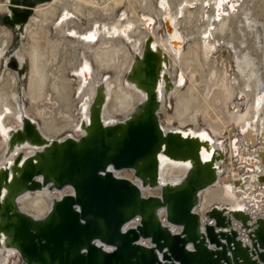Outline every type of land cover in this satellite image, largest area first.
Segmentation results:
<instances>
[{
  "label": "bare ground",
  "instance_id": "1",
  "mask_svg": "<svg viewBox=\"0 0 264 264\" xmlns=\"http://www.w3.org/2000/svg\"><path fill=\"white\" fill-rule=\"evenodd\" d=\"M10 6L31 14L22 28L0 25L2 171L17 175L28 158L42 151L25 145L4 159L9 136L23 128L24 117L36 122L47 139L78 141L87 134L89 107L100 90L104 127L130 118L147 96L128 81V73L136 55L152 57L144 53L150 39L163 60L157 95L164 130L195 139L202 163L226 140V161L222 168L215 162L218 179L200 192L195 213L204 217L213 208L227 209L228 214L243 211L251 216V225L264 223V165L249 166L239 158L240 153L255 155L242 145L240 131L252 125L264 136V0H43L32 7L0 0V14L10 13ZM20 29L21 45L9 51ZM10 55L19 68L26 67L23 79L7 67ZM28 63L25 89L21 85ZM168 104L175 105L174 114L167 112ZM158 159L155 187L143 185L131 169L114 175L130 179L144 197H161L163 186L181 183L195 165L191 158L174 160L160 154ZM72 193L70 187H42L21 195L17 205L22 213L41 220L56 200ZM158 217L167 225L163 209ZM138 224L139 218L128 227ZM240 226L234 221L236 229ZM0 264H24L15 249L6 247L3 234Z\"/></svg>",
  "mask_w": 264,
  "mask_h": 264
},
{
  "label": "water",
  "instance_id": "2",
  "mask_svg": "<svg viewBox=\"0 0 264 264\" xmlns=\"http://www.w3.org/2000/svg\"><path fill=\"white\" fill-rule=\"evenodd\" d=\"M7 1L32 7L43 0ZM9 12L2 22L11 28H22L31 14L11 6ZM21 30L16 32L17 42L23 36ZM144 53L154 57L156 64L147 55L135 56L127 79L147 99L130 118L104 127L100 114L105 98L97 90L89 107L87 134L80 140L47 139L28 117L23 118V128L9 136L5 160L25 145L42 149L25 161L17 175L0 169V235H5L6 247L15 249L24 264H264L263 222L251 225V216L243 211L228 214L227 209L213 208L204 217L195 213L200 192L218 179L215 162L222 168L226 161V140L210 161L202 163L201 146L195 139L164 130L157 95L162 56L150 39ZM10 56L7 67L23 79L26 67L19 68ZM240 132L242 145L255 153H240V161L264 165V136L252 125ZM160 154L195 161L181 183L162 187L161 197H144L130 179L114 175V171L131 169L143 185L155 187ZM42 187H70L73 193L56 200L48 215L36 220L19 210L17 199ZM160 209L165 211L167 225L158 217ZM137 218L139 224L128 229ZM233 220L241 223L239 229ZM171 226L179 232L173 233Z\"/></svg>",
  "mask_w": 264,
  "mask_h": 264
},
{
  "label": "rangeland",
  "instance_id": "3",
  "mask_svg": "<svg viewBox=\"0 0 264 264\" xmlns=\"http://www.w3.org/2000/svg\"><path fill=\"white\" fill-rule=\"evenodd\" d=\"M122 10V9H121ZM120 12V11H119ZM4 15H1L0 14V25H2L3 24V22H2V17H3ZM183 29V28H182ZM17 40V33H15L14 34V41H13V43H12V45L10 46V50L9 51H12L13 49H18L19 47H20V45H21V39L17 42L16 41ZM24 40H26V39H24ZM224 54V53H223ZM225 55H229L230 56V61H231V55L229 54V53H225ZM218 56V55H217ZM29 68H30V65H29V63H28V76H27V79L25 80V82L21 85L22 87H24L25 89H28V77H29ZM3 70H4V68H3ZM3 70H2V72H3ZM113 75V74H112ZM72 79L74 80V78L72 77ZM187 89V87H185V89L183 88V90L185 91ZM26 102V101H25ZM26 105H27V102H26ZM168 110H167V112L168 113H170V114H174V110H175V105L173 104V108H172V105L171 104H168V108H167ZM162 119L165 121L166 119H165V117H164V115H162ZM237 133H238V131H237ZM232 136V134H230V133H228V135L227 136Z\"/></svg>",
  "mask_w": 264,
  "mask_h": 264
},
{
  "label": "built area",
  "instance_id": "4",
  "mask_svg": "<svg viewBox=\"0 0 264 264\" xmlns=\"http://www.w3.org/2000/svg\"><path fill=\"white\" fill-rule=\"evenodd\" d=\"M133 221H134V220H133ZM133 221H132V222H133ZM130 223H131V222H130ZM130 223H129V224H130ZM129 224L127 225V228H128V229H129V228H134V227H128ZM135 227H136V226H135ZM144 244L149 246V245H150V242H149L148 240H145V241H144Z\"/></svg>",
  "mask_w": 264,
  "mask_h": 264
}]
</instances>
